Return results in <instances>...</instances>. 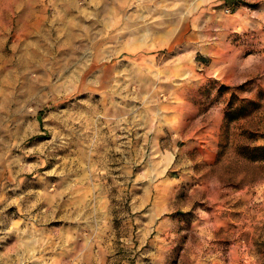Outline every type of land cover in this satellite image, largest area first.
<instances>
[{
    "label": "rangeland",
    "instance_id": "1",
    "mask_svg": "<svg viewBox=\"0 0 264 264\" xmlns=\"http://www.w3.org/2000/svg\"><path fill=\"white\" fill-rule=\"evenodd\" d=\"M44 3L5 20L0 264H264V0H75L71 39Z\"/></svg>",
    "mask_w": 264,
    "mask_h": 264
},
{
    "label": "crops",
    "instance_id": "2",
    "mask_svg": "<svg viewBox=\"0 0 264 264\" xmlns=\"http://www.w3.org/2000/svg\"><path fill=\"white\" fill-rule=\"evenodd\" d=\"M46 1V0H44ZM43 0H3L0 1V58L7 57L4 50H5V38L7 34L6 30V24L5 20L9 19L12 24L15 26V31L16 35L19 36V40H25L34 35V34H43V38L47 35L50 34V32L53 30L52 29V23L48 22V18H45V9L47 7L46 3H44ZM75 0H50V3H53V8L60 10L62 9L63 15L62 19L60 20V24L62 25L59 30H57V33L60 35L66 34L65 36L70 37L71 39L75 35L73 29L70 27V24L68 25L65 21V18L67 17L69 11L68 9L72 10H81V6H76L77 4L74 5ZM103 8V7H102ZM70 14V13H69ZM81 18V17H80ZM83 19L81 18L80 22L78 21L77 25V31H80V33H83V28L85 25L82 24ZM28 22V23H27ZM48 27L50 29H48ZM41 37V36H40ZM58 37V36H57ZM51 39H54L51 35L48 37ZM36 40H39L36 39ZM32 41V40H30ZM35 41V40H34ZM43 42L39 43V47L36 46V49L34 50H47V48L43 47ZM46 42V40H45ZM26 45V50L29 55H32L33 53L31 52V46H27V43L24 44ZM36 45V44H35ZM31 49V50H30ZM49 49V48H48ZM15 48L13 51V55L15 54ZM0 70L2 71L3 69L0 67ZM31 96H26L23 101H31ZM5 148L7 147L4 144H1L0 142V153L5 152ZM2 159L0 158V161ZM76 214H79L78 211L75 212ZM71 214H74V211L71 212Z\"/></svg>",
    "mask_w": 264,
    "mask_h": 264
},
{
    "label": "bare ground",
    "instance_id": "3",
    "mask_svg": "<svg viewBox=\"0 0 264 264\" xmlns=\"http://www.w3.org/2000/svg\"><path fill=\"white\" fill-rule=\"evenodd\" d=\"M28 23V22H27ZM37 58V57H36ZM29 61V60H28ZM34 61V63H35V60H32V62ZM28 63V62H27Z\"/></svg>",
    "mask_w": 264,
    "mask_h": 264
}]
</instances>
